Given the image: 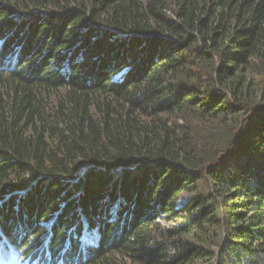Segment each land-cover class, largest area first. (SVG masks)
Listing matches in <instances>:
<instances>
[{"label":"trees","instance_id":"1","mask_svg":"<svg viewBox=\"0 0 264 264\" xmlns=\"http://www.w3.org/2000/svg\"><path fill=\"white\" fill-rule=\"evenodd\" d=\"M0 264H264V0H0Z\"/></svg>","mask_w":264,"mask_h":264},{"label":"rangeland","instance_id":"2","mask_svg":"<svg viewBox=\"0 0 264 264\" xmlns=\"http://www.w3.org/2000/svg\"><path fill=\"white\" fill-rule=\"evenodd\" d=\"M179 121V120H178Z\"/></svg>","mask_w":264,"mask_h":264}]
</instances>
